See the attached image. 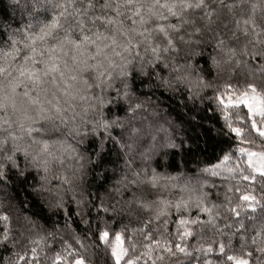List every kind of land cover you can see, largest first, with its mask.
<instances>
[{"label":"trees","instance_id":"trees-1","mask_svg":"<svg viewBox=\"0 0 264 264\" xmlns=\"http://www.w3.org/2000/svg\"><path fill=\"white\" fill-rule=\"evenodd\" d=\"M44 3L40 0V5ZM34 5L35 0H0V29L12 32L55 14L51 8L46 11ZM235 12L241 15L240 8ZM256 15L259 20V10ZM213 28L220 38H228L225 48H216L213 33H206L205 43L196 49L201 55L192 60L195 71L191 75L184 51H180L169 58L167 68L161 61L150 69V76L133 79L127 100H117L115 88L106 90L105 99L112 103L100 109L102 117L90 112L87 119L116 121L107 131L99 127L93 133L89 127L81 140L68 136L67 130L63 135L52 132L51 125L44 124L47 131L36 134L37 139H63L71 148L55 146L60 160L52 161L47 172L29 165L25 177H20L8 166L7 179L0 182V264H74L81 257L85 264H115L111 244L98 239L101 230L109 231L110 242L121 233L123 247L128 249L126 259L139 257L136 264H235L241 258L264 264V255L254 247L241 246L242 235L250 240L264 228V179L248 166V156L239 152V148L264 152V137L252 130V120L262 126L260 117L250 116L245 104L230 102L240 99L248 83L261 91L259 73L251 76L248 67L264 66V60L239 55L244 38L240 44L231 42L236 28L226 10ZM229 47L238 50L232 59ZM237 59L248 62V67L236 64ZM94 94L100 95V90ZM232 128L243 132L237 136ZM169 138L176 143L183 140L184 149L191 148V152L160 149ZM165 151L166 156L162 155ZM225 155L229 160L224 161ZM18 162L24 168L22 155ZM153 168L164 177L156 188L142 183L125 187V177L131 180L139 172L143 179L145 173L151 176ZM253 175L255 180L243 178ZM244 195L259 201L254 212L247 207L249 201L241 200ZM134 197L155 202L153 210L141 208ZM197 197L212 209L211 221L197 207ZM161 200L170 202V207L157 219L155 209L163 207ZM179 201H187V208L177 211ZM238 205L239 216L231 211ZM181 219L198 222L181 225ZM241 223L246 231L240 229ZM185 229L191 235L181 238ZM152 240L168 241L172 252L152 245ZM146 244L152 247L150 256L145 255ZM176 244L186 252H179ZM247 251L251 257L245 255ZM230 256L234 259L229 260Z\"/></svg>","mask_w":264,"mask_h":264},{"label":"snow or ice","instance_id":"snow-or-ice-1","mask_svg":"<svg viewBox=\"0 0 264 264\" xmlns=\"http://www.w3.org/2000/svg\"><path fill=\"white\" fill-rule=\"evenodd\" d=\"M37 5L46 11L51 8L55 14L44 21L17 27L12 32L0 29V182L7 179L9 165L20 177H25L29 165L47 172L52 161L60 160L55 146L59 145L64 150L71 148L63 139H37L36 134L47 131L44 124L51 125L52 132L63 135L64 130H67L68 136L73 139L80 137L81 140L88 135L89 127L93 133L99 127L107 131L117 122L87 119L90 112L102 117L100 109L106 103H112L105 99L106 90L115 88L116 99L127 100L133 79L150 76V69H154L161 61L167 68L169 58L180 51H184L188 61L186 69L191 75L195 71L192 60L201 55L196 49L205 43L203 37L206 33H213L216 48L224 50L228 38H220L216 35V28H213L223 10L234 17L236 31L231 33V42L240 44L241 37L244 38L239 55L264 60V0H232L231 3L225 0H45L43 5H40V0H35L33 7ZM237 8L241 9L239 16L235 12ZM258 10L259 20L256 15ZM181 45L186 48L182 49ZM227 51L230 53L229 59L238 55L235 47H229ZM212 63L218 65L219 61L212 57ZM235 63L248 67V62L243 59H237ZM248 72L253 77L259 73L261 91H258L257 85L248 83L240 99L230 102L245 104L249 115L259 116L260 123L264 124V66L256 69L248 67ZM162 82L170 86L168 80ZM96 89L100 90V95L94 94ZM248 90H251V94ZM251 128L264 137V127H259L255 119L252 120ZM232 131L240 136L243 129L232 128ZM153 147L155 150L156 146ZM159 147L191 152V148L184 149L183 140L176 143L171 138ZM239 152L248 156V166L264 179V152H252L245 148H239ZM167 154L166 151L162 153L164 156ZM20 155L24 159V168L18 162ZM227 160L229 156L225 155L224 161ZM151 172V176L145 173L143 179L139 172L133 173L131 180L125 177V187L127 184L142 183L156 188L164 177L155 168ZM212 174L217 173L213 170ZM243 178L256 179L254 175ZM133 200L141 208L153 210L155 202L141 201L136 197ZM241 200L249 201L247 207L253 212L259 203L255 196L250 195L242 196ZM159 204L163 207L155 209L157 219L165 215V209L170 207V202L165 200L159 201ZM182 206L187 208L188 202L179 201L175 205L177 211ZM197 207L200 212L209 215V221L212 220V209L203 204L202 197H197ZM239 207L231 209L237 216L240 215L237 210ZM103 210L107 212L108 208L104 207ZM197 222L195 219L179 221L181 225ZM240 229L246 231L243 223ZM188 235L191 232L185 229L181 238ZM98 239L106 245L111 244V257L115 264H121L122 261L136 264L139 259H126L128 249L123 247L119 232L115 234L114 242H110L107 230L99 231ZM145 239H150V236ZM249 244L264 255V228L250 240L241 236V246L247 247ZM152 245L172 252L166 240L163 243L152 240ZM144 247L148 249L145 255L150 256L151 245L146 244ZM175 247L179 252H186L180 244ZM223 247L221 244V251ZM245 255L251 257L252 252L247 251ZM158 259L162 260L163 257ZM232 259L230 256L229 260ZM74 264H85V259L77 258ZM235 264H250V261L241 258Z\"/></svg>","mask_w":264,"mask_h":264},{"label":"rangeland","instance_id":"rangeland-1","mask_svg":"<svg viewBox=\"0 0 264 264\" xmlns=\"http://www.w3.org/2000/svg\"><path fill=\"white\" fill-rule=\"evenodd\" d=\"M262 127H264V124H261Z\"/></svg>","mask_w":264,"mask_h":264}]
</instances>
